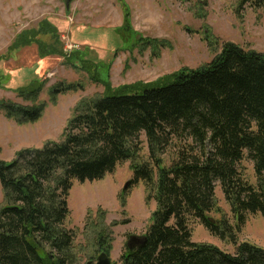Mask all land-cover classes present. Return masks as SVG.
<instances>
[{
	"label": "trees",
	"instance_id": "obj_1",
	"mask_svg": "<svg viewBox=\"0 0 264 264\" xmlns=\"http://www.w3.org/2000/svg\"><path fill=\"white\" fill-rule=\"evenodd\" d=\"M241 2L264 7V0ZM48 33L54 39L47 46L39 35ZM56 35L44 20L19 33L12 49L35 43L42 54L60 53ZM40 85L29 81L18 91L35 98ZM81 86L58 84L54 93ZM83 103L62 139L24 148L10 161L0 159V264H76L74 232L64 226L72 182L101 179L135 158L141 133L149 161L132 164L128 184L145 182L152 190L147 198L156 207L144 234L129 237L115 264H264V247L242 241L233 253L226 252L192 241L189 228L196 218L225 237L217 220L207 215L215 206L216 182L238 225L248 213L264 218V52L225 42L200 67ZM0 106L7 115L27 121L41 112L35 104ZM168 148H175V157L165 167L158 155ZM245 157L253 162L255 185L239 170ZM108 239L99 234L98 253L109 256Z\"/></svg>",
	"mask_w": 264,
	"mask_h": 264
},
{
	"label": "rangeland",
	"instance_id": "obj_2",
	"mask_svg": "<svg viewBox=\"0 0 264 264\" xmlns=\"http://www.w3.org/2000/svg\"><path fill=\"white\" fill-rule=\"evenodd\" d=\"M44 20L57 34L54 45L60 53L42 54L35 43L12 49L19 33ZM39 38L47 46L54 39L51 33ZM225 42L264 52V7L241 0H0V103L41 107L39 117L27 121L7 115L0 106V159L10 161L24 148L62 139L82 102L200 67ZM34 80L41 83L35 98L19 93ZM68 83L82 88L54 93L58 84ZM138 146L135 158L119 163L101 179L72 182L64 226L74 232L76 264L96 261L101 232L109 237L111 261L119 263L129 237L142 236L150 224L156 207L155 200L147 198L152 190L141 180L123 188L132 178V164L149 161L144 133ZM174 150L158 155L163 166L170 165ZM239 170L256 184L251 159L245 157ZM215 184V206L207 215L217 220L225 237L191 218V240L230 253L242 241L264 247L261 214L248 213L238 225L219 183ZM3 203L0 184V206Z\"/></svg>",
	"mask_w": 264,
	"mask_h": 264
},
{
	"label": "water",
	"instance_id": "obj_3",
	"mask_svg": "<svg viewBox=\"0 0 264 264\" xmlns=\"http://www.w3.org/2000/svg\"><path fill=\"white\" fill-rule=\"evenodd\" d=\"M128 182L125 183L124 189L127 187ZM86 264H91L90 261L86 262ZM93 264H115V262L111 261L110 257L106 255V253L101 252L97 255L96 261Z\"/></svg>",
	"mask_w": 264,
	"mask_h": 264
}]
</instances>
